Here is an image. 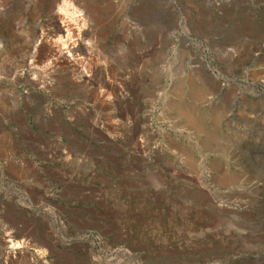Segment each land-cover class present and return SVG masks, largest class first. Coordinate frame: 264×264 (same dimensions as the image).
Listing matches in <instances>:
<instances>
[{"label":"rangeland","instance_id":"obj_1","mask_svg":"<svg viewBox=\"0 0 264 264\" xmlns=\"http://www.w3.org/2000/svg\"><path fill=\"white\" fill-rule=\"evenodd\" d=\"M53 1L0 0V264H264V0H69L73 70Z\"/></svg>","mask_w":264,"mask_h":264},{"label":"bare ground","instance_id":"obj_2","mask_svg":"<svg viewBox=\"0 0 264 264\" xmlns=\"http://www.w3.org/2000/svg\"><path fill=\"white\" fill-rule=\"evenodd\" d=\"M51 10L55 12V18H60L66 34L59 35L55 41H51L48 46V52L51 53L54 59H59L61 61L65 60L67 62V69L72 68L73 70L75 68L71 60L83 58L85 56L90 59V55L93 52L90 40L86 36L89 30V28L86 29L88 23L84 18V13L69 0H64L62 3H57V0H54L51 4Z\"/></svg>","mask_w":264,"mask_h":264},{"label":"crops","instance_id":"obj_3","mask_svg":"<svg viewBox=\"0 0 264 264\" xmlns=\"http://www.w3.org/2000/svg\"><path fill=\"white\" fill-rule=\"evenodd\" d=\"M101 1V0H100ZM102 2V1H101Z\"/></svg>","mask_w":264,"mask_h":264}]
</instances>
